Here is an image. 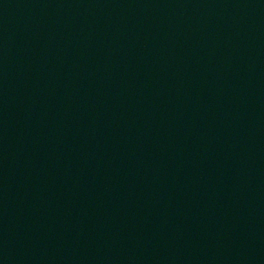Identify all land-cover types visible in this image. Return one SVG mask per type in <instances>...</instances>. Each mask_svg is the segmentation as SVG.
Here are the masks:
<instances>
[{
	"label": "water",
	"instance_id": "95a60500",
	"mask_svg": "<svg viewBox=\"0 0 264 264\" xmlns=\"http://www.w3.org/2000/svg\"><path fill=\"white\" fill-rule=\"evenodd\" d=\"M0 264H264V0H0Z\"/></svg>",
	"mask_w": 264,
	"mask_h": 264
}]
</instances>
